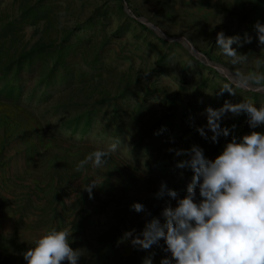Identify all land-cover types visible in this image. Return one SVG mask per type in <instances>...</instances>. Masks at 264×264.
Returning <instances> with one entry per match:
<instances>
[{
    "label": "rangeland",
    "instance_id": "obj_1",
    "mask_svg": "<svg viewBox=\"0 0 264 264\" xmlns=\"http://www.w3.org/2000/svg\"><path fill=\"white\" fill-rule=\"evenodd\" d=\"M163 1L43 0L48 17L21 25L13 49L55 39L66 26H74L69 40L77 43L67 55V81L38 87L50 65L35 60L16 80L19 97L0 93V264H26L23 253L52 228L69 232L70 246L81 252L77 264H142L146 257L160 264L163 240L144 251L121 238L132 229L140 233L152 217L163 223V208L175 207L176 200L156 198L161 182L183 198L193 175L176 168L169 151L190 149L193 141L189 145L176 133L150 126L162 113L161 100L176 92L178 100L192 95L196 106L185 126L197 128L207 124L205 108L217 109L221 100L264 106V45L254 30L257 22L264 24V0ZM32 2L0 0V21ZM221 31L252 37L242 47L232 45L247 55L245 61L233 63L216 46ZM226 88L234 94H220ZM90 104L93 122L80 134L70 126ZM239 117L229 113L222 119L226 126L237 120V138L264 133V125L249 127L247 114ZM205 132L211 137L206 127ZM114 144L102 167H78L90 153ZM92 183L89 194L84 189ZM133 203L151 216L135 212Z\"/></svg>",
    "mask_w": 264,
    "mask_h": 264
},
{
    "label": "clouds",
    "instance_id": "obj_2",
    "mask_svg": "<svg viewBox=\"0 0 264 264\" xmlns=\"http://www.w3.org/2000/svg\"><path fill=\"white\" fill-rule=\"evenodd\" d=\"M254 30L259 44L264 45V24L257 22ZM251 42L252 37L247 34L243 40L240 36L226 37L222 31L216 35V46L233 63L245 61L247 55L239 54L232 45L242 47ZM224 91L233 93L226 88L220 94ZM229 113L233 117L246 113L251 129L264 125V106L257 108L250 102L233 104L225 100L220 108H205L207 124L197 131L204 139L218 143L220 137L230 135L231 129L222 127V119ZM115 149V144L108 150L97 149L80 161L78 167L91 163L100 168ZM169 151L187 157L176 163V168L190 169L193 173L186 194L179 198L176 190L161 182L156 198L167 196L176 200V206L169 203L163 208V223L152 217L140 233L132 229L121 240L130 239L134 248L144 251H150L163 240L166 247L162 251L166 255L160 264H264V133L252 131L240 138L232 136L214 160L206 158L199 145ZM93 187L95 183L84 190L91 194ZM197 188L199 202H196ZM131 208L137 213L146 212L141 203H133ZM80 255V250L70 246L67 230L52 228L37 238L23 258L26 264L65 261L77 264ZM142 264H152L151 257L144 258Z\"/></svg>",
    "mask_w": 264,
    "mask_h": 264
},
{
    "label": "trees",
    "instance_id": "obj_3",
    "mask_svg": "<svg viewBox=\"0 0 264 264\" xmlns=\"http://www.w3.org/2000/svg\"><path fill=\"white\" fill-rule=\"evenodd\" d=\"M41 1L43 0H34V2L21 7L16 17L3 20L2 22L0 21V93L4 95L19 97L21 85H19V82H16V80L21 77L22 72L35 60L41 61L42 64L49 62L50 65L40 79L38 87L49 85L54 81H67L68 77L71 76L70 70H67V63L69 61L67 55L74 53L77 43L75 40H69L74 31V26H66L55 39L47 40L38 38L28 47H17L13 49L12 43L18 31L22 28L21 25L23 23H34L40 17H48L46 16L47 11L43 7L44 5ZM168 1L169 0H164L162 4L166 5ZM127 2L129 3V0H127ZM254 5L257 6L256 3ZM165 8L168 9L167 6H165ZM251 11L254 12V10ZM136 15L138 14L136 13ZM137 22L142 27L147 28V25L143 21L137 20ZM85 24L91 26L93 23L88 21ZM82 27L83 26H81V28ZM158 39L161 41L166 40L161 36H159ZM204 53L209 58H214V56L208 55L206 52ZM161 58L162 57H159V59ZM160 62L161 61H157V63ZM184 78L185 77H183V79ZM179 94V92H176L168 98L165 97V100H161L163 103L162 113L150 123V126L152 128L157 127L168 135L176 133L177 136L185 139L186 143L189 145L193 141V145H199L203 148L205 157L214 153L221 154L225 145L230 142L232 136L237 137V130L234 128V124L237 120L230 121L227 126L222 122V127L231 129L228 137H220L218 143H213L210 140L205 145V140L197 131V127L193 125L185 126V122L189 120V115L196 106L195 102L192 100V95H189L188 99L178 100ZM223 102H225V100H221L217 108H220ZM94 111V105H88L85 109L80 111V116L70 127L75 131L78 130L80 134L87 132L92 125V114ZM245 115L246 113L240 115V121ZM188 130H191L190 137L186 134ZM171 158L175 162L183 159V157L180 156H172Z\"/></svg>",
    "mask_w": 264,
    "mask_h": 264
},
{
    "label": "water",
    "instance_id": "obj_4",
    "mask_svg": "<svg viewBox=\"0 0 264 264\" xmlns=\"http://www.w3.org/2000/svg\"><path fill=\"white\" fill-rule=\"evenodd\" d=\"M145 22V21H144ZM149 25L150 26H154L153 24H150L149 23ZM189 46H190V48L192 49V50H196L197 51V53L199 54V55H202V53L200 52V51H198L192 44H189Z\"/></svg>",
    "mask_w": 264,
    "mask_h": 264
}]
</instances>
